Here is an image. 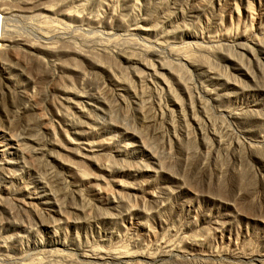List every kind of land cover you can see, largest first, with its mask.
<instances>
[{
	"label": "rangeland",
	"instance_id": "374dc122",
	"mask_svg": "<svg viewBox=\"0 0 264 264\" xmlns=\"http://www.w3.org/2000/svg\"><path fill=\"white\" fill-rule=\"evenodd\" d=\"M49 3L53 23L15 7L0 27L34 42L51 32V46L87 53L105 47L111 74L83 61L64 85L83 100L68 108L59 81L7 65L24 85L30 74L40 97L37 127L0 78V144L12 163L0 175L11 188L0 264H264V0ZM72 142L75 156L63 150Z\"/></svg>",
	"mask_w": 264,
	"mask_h": 264
},
{
	"label": "bare ground",
	"instance_id": "6f19581e",
	"mask_svg": "<svg viewBox=\"0 0 264 264\" xmlns=\"http://www.w3.org/2000/svg\"><path fill=\"white\" fill-rule=\"evenodd\" d=\"M49 1L50 0H48V1L47 0H0V13L3 16H7V15L9 16V14L11 15V13L14 14L16 12H19V9H16L15 7H21L20 9H24V8L30 9L32 11L34 10V13L36 15L35 16L36 19H39V21L40 20H43L44 22L46 21L45 25H47L48 21L51 22V20H52L51 14L54 15V12H55L54 9L56 7V6H51ZM58 1H60V0H58ZM60 3H63V1ZM60 3H59V5H60ZM51 4L53 5V3H51ZM60 6H58L57 8H59ZM64 6H66V5L62 4L61 7H64ZM60 10H62L63 15L67 16L69 19H71V21L81 20L80 16L75 15L73 13H68V12H66V10L64 8L59 9V11ZM17 14H19V13H17ZM33 18H34V16H33ZM50 22H48V24H50ZM53 22H51V23H53ZM45 25H44V23H41L42 27H46ZM38 26L41 27L40 24ZM52 26H53V24H52ZM0 28H1V32H0V78L2 79V82L4 84V90H6L7 93L11 94L10 97H12V95H13V99L14 100L16 99L15 100L16 102H18L20 104H25V107L22 109L21 115L23 117H26V118L27 117L30 118L29 116H31L32 122H34L35 124H36V122H35L36 119H33V116L38 118L37 115L39 112V111L37 112V109H38L37 107H39V106H36V105H38L36 103V98H37V96L40 97V95H39V93L38 94L36 93L37 95L35 98V96H33L34 91H33V93H31L32 91L29 92L30 85L33 84V79L28 78V77H30L29 76L30 74L29 75L27 74L28 77L26 76L27 78L25 80L27 82V85H24V84H22V82L19 81V79L17 80V78L15 79V77H13L14 75L12 73L13 72L12 70L18 71L19 69H24V71L21 70L22 73L23 72L27 73L28 70L26 71V69L29 65L30 71H31V69L39 70V72L41 70V72L44 74V75L42 74L43 76L39 75L40 76L39 80H41V79L43 80L44 78L45 79L48 78V79H50L49 81H51V79L55 80V81L56 80L59 81L60 84H63V85L56 86V83L55 84L52 82L51 83L53 84V86L54 85L56 86V88L55 89L53 88V89L55 90V92H57L59 94L62 105L64 107H68V108L78 107L79 105L76 101L83 100V95H80L79 93L72 91L73 89L71 90V87H69V86H67V87L64 86L65 82L66 83L71 82V79H73L72 77L81 74L80 65L83 61H85L91 67V69L102 70V71L105 70L111 74L110 71H111V65H112V61H111L112 56H111V53L105 47H98V48L96 47L97 49H95L93 47L94 50L92 48H90V50H91L90 53H87L84 51H78L79 49H77L75 47H74L75 49H72V47H71L72 45L69 46V48L64 47V46L61 48L60 46H58L61 48V49H58V47L56 45H54L55 43L54 44L52 43V44L54 46H56L57 48L50 45V43L52 41H51L50 36L48 34H50L51 32L50 33L47 32V34H46L45 31H43V30L40 31L38 34L39 39L37 40V42H34L32 40L26 39L23 36H20L15 29H8V28H6L5 25L1 26ZM65 28H66V26H65ZM67 28H68V26H67ZM49 29H50V27H49ZM59 29H61V28H59ZM45 30H47V29H45ZM62 39L63 38L60 36V40H62ZM56 44H58V42ZM17 46H20V49L17 48ZM65 46H67V45H65ZM89 46H92V45H89ZM43 56L46 57L47 59L48 58H51V59L56 58L55 64L57 61H59L58 65H59V68L61 69V72L59 74L54 72L51 68V65L50 64H49L50 66L48 65V63L43 58ZM61 59L63 60L62 62H61ZM52 61L54 62V60H51V62ZM127 62H128V64L133 65V66L143 65V64L139 63L140 61L133 59V58H129L127 60ZM7 65H11V67H12L11 71L9 70L11 67L9 66L10 68H8ZM145 66H146V64H145ZM146 68H147V66H146ZM36 78H37V76H36ZM55 81H53V82H55ZM41 82H42L41 84H43L44 80ZM64 107H62V109ZM64 111L67 112V109H64ZM64 111L59 109L56 112V117L59 120V122L61 123V126L64 125V126L69 127V125H67L66 121H65V117H66L65 114L66 113ZM40 119H37V120L40 121ZM32 122H30V123H32ZM34 123H33V125H34ZM42 123H44V122H42ZM40 124H41V121H40ZM35 126L38 127V124H36ZM48 133L50 134V136L52 138L51 139L52 143L57 145L56 143H57L58 138H55L57 136H56L54 128L52 127V129H50V130L48 128ZM78 134L81 135L80 133H78ZM58 143H60L59 140H58ZM72 143H73V144H71L73 146L72 152L69 150H66L65 148H63V150L65 152H67L69 154H73L75 156V152L78 151L79 149H82V147H81V144L79 142H77V143L72 142ZM52 158L55 161L58 160V158L56 156H52ZM63 165L68 166L69 169L72 170L76 176H79L80 174L83 173L82 170H80L79 168H77L73 165H69V164H63ZM11 169H12V163L6 158L5 148L3 147V145L0 144V175H5V174L10 173ZM10 192H11V188L9 186L0 185V201L2 200V202H3L4 200L9 199ZM3 204H4V202H3ZM0 205H2V204L0 203ZM23 206L25 209H28L27 204H24ZM24 264H37V263H24Z\"/></svg>",
	"mask_w": 264,
	"mask_h": 264
}]
</instances>
